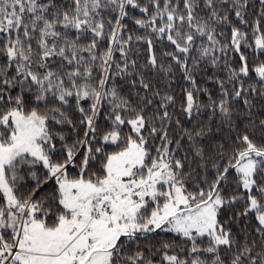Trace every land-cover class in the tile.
Returning <instances> with one entry per match:
<instances>
[{
	"label": "snow or ice",
	"instance_id": "1",
	"mask_svg": "<svg viewBox=\"0 0 264 264\" xmlns=\"http://www.w3.org/2000/svg\"><path fill=\"white\" fill-rule=\"evenodd\" d=\"M0 264H264V0H0Z\"/></svg>",
	"mask_w": 264,
	"mask_h": 264
}]
</instances>
